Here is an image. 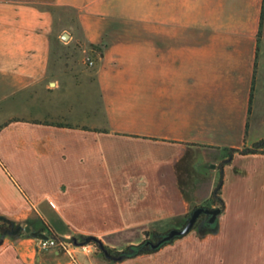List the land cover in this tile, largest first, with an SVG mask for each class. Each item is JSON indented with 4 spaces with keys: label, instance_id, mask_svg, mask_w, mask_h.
<instances>
[{
    "label": "crops",
    "instance_id": "obj_1",
    "mask_svg": "<svg viewBox=\"0 0 264 264\" xmlns=\"http://www.w3.org/2000/svg\"><path fill=\"white\" fill-rule=\"evenodd\" d=\"M262 2L0 0V216L120 250L181 227L221 171L224 201L213 230L151 253L76 248L74 262L5 235L0 264H264V153L220 168L264 139ZM57 9L79 29L65 45L102 46L94 80L51 61Z\"/></svg>",
    "mask_w": 264,
    "mask_h": 264
},
{
    "label": "trees",
    "instance_id": "obj_2",
    "mask_svg": "<svg viewBox=\"0 0 264 264\" xmlns=\"http://www.w3.org/2000/svg\"><path fill=\"white\" fill-rule=\"evenodd\" d=\"M263 13H264V0L262 2L261 18H260V22H259V31L257 34L258 39L260 38V33H261ZM86 48L90 51V54L95 59V61H97L101 52H102V46L100 44L89 43V44H87ZM258 152L264 153V139L255 142L251 146H243L241 148H228L227 149L228 158L221 162L220 168H222V165L227 163L231 159L233 154H235V153L247 154V153H258ZM222 181H223V173L221 171L219 179H218L217 183L215 184L209 199L203 205L195 206L194 209L196 207L203 206L206 208H219L220 212L223 211L224 201L221 198ZM190 213L185 215V219H187L189 217ZM197 223L198 222H196L192 228L196 227ZM19 224H22V223L21 222H15L14 220L8 219L6 217H2L0 219V244L2 243V240H3V233L8 231L11 228L16 227ZM215 225H216V222L213 224H208L206 221H203V224L201 225V227L204 230H213L215 228ZM41 230H46L49 235L56 236L53 233L49 224L43 223ZM19 234L28 235L27 233H24L23 231H20L17 235H19ZM153 234H154V236L150 237L149 232L145 231L144 232L145 236L141 242H139L137 244L127 245L120 250H117L115 248L104 245L100 239H98L94 236H83L80 238L79 242H85L86 239H89L88 242L94 243L97 246V248L103 253V255H105V257L108 260L117 261V260H122L125 258H130V257L136 256V255L142 254V253L154 252V251L158 250L160 247H162L163 245L173 241L176 238H179V237H176V238L170 240L169 242L163 243L158 248L153 249V248H150L149 245L146 244V241H149L152 239L156 240L157 235H159L160 233H153Z\"/></svg>",
    "mask_w": 264,
    "mask_h": 264
},
{
    "label": "rangeland",
    "instance_id": "obj_3",
    "mask_svg": "<svg viewBox=\"0 0 264 264\" xmlns=\"http://www.w3.org/2000/svg\"><path fill=\"white\" fill-rule=\"evenodd\" d=\"M54 35L56 37L57 33H60L62 29H66L65 32L74 33L75 31L78 33L79 29L77 26V22L74 18V13L69 9H57L55 13L54 20ZM54 37V36H53ZM70 37L68 36L64 41L68 42ZM56 41V38H55ZM55 50L56 55L53 56L51 61L58 62L59 66H61L62 73L69 72V68H73L72 73H76V78L82 81L94 80V71L92 70V66H88L85 63L83 49H88L86 46L74 43L73 41L69 44L65 45V43L60 41V38L55 42ZM90 52V51H89ZM71 71V70H70ZM86 91L85 84L80 83L77 88V92ZM96 89H93V98L89 101L92 102L93 106L97 105V98L95 95ZM69 99L73 101L72 91L68 90ZM153 237V236H152ZM96 246V245H95ZM97 247V246H96ZM98 249V248H97Z\"/></svg>",
    "mask_w": 264,
    "mask_h": 264
},
{
    "label": "water",
    "instance_id": "obj_4",
    "mask_svg": "<svg viewBox=\"0 0 264 264\" xmlns=\"http://www.w3.org/2000/svg\"><path fill=\"white\" fill-rule=\"evenodd\" d=\"M68 33L64 32L61 37L62 39H66L68 37ZM220 213V209L219 208H206L203 206H199L196 207L195 209H193L189 215V217L187 218V220L184 222L183 225H181V227L179 228H171L163 233H160L159 235H157L156 240H149L146 241V244L149 245L150 248H158L160 245H162L163 243L169 242L170 240L176 238V237H180L185 235L186 233H188L191 228L193 227L194 223L196 222V220L200 217V215L204 214L207 216V222L208 224H213L216 222L217 217ZM3 216H0V219ZM20 231H23L24 233H27L29 236L34 237V238H42V239H46L48 237V234H46L44 231L42 230H36V229H32L30 227L29 224H19L14 228L9 229L8 231L3 233V236L7 235H11V236H15L17 235ZM67 241H73L72 238H67L65 239ZM89 239H86L85 242H88ZM77 243V242H75Z\"/></svg>",
    "mask_w": 264,
    "mask_h": 264
},
{
    "label": "built area",
    "instance_id": "obj_5",
    "mask_svg": "<svg viewBox=\"0 0 264 264\" xmlns=\"http://www.w3.org/2000/svg\"><path fill=\"white\" fill-rule=\"evenodd\" d=\"M82 52L84 53V59L85 63L88 66H94L95 59L90 54L89 50L83 49ZM48 234L47 232H45ZM37 244L38 247L41 250H48V249H56L58 251L66 253L72 261L76 262L75 255H74V249L78 248L82 250L85 253L91 252L96 246L94 243L91 242H69L65 240L64 238H60L57 236L49 235L46 239L37 238Z\"/></svg>",
    "mask_w": 264,
    "mask_h": 264
},
{
    "label": "flooded vegetation",
    "instance_id": "obj_6",
    "mask_svg": "<svg viewBox=\"0 0 264 264\" xmlns=\"http://www.w3.org/2000/svg\"><path fill=\"white\" fill-rule=\"evenodd\" d=\"M203 215H204V214L200 215V217L196 220V222H198V223H197V226H201V225L203 224V221H206V222H207V216H206V215L203 216ZM186 220H187V219H186ZM186 220H185V221H186ZM196 222H195V223H196ZM195 223H194V224H195ZM207 223H208V222H207ZM183 224H184V223H183ZM193 226H194V225H193Z\"/></svg>",
    "mask_w": 264,
    "mask_h": 264
}]
</instances>
